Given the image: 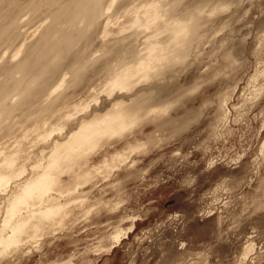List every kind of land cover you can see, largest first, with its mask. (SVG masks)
Wrapping results in <instances>:
<instances>
[{"label": "rangeland", "instance_id": "obj_1", "mask_svg": "<svg viewBox=\"0 0 264 264\" xmlns=\"http://www.w3.org/2000/svg\"><path fill=\"white\" fill-rule=\"evenodd\" d=\"M0 264H264V0H0Z\"/></svg>", "mask_w": 264, "mask_h": 264}, {"label": "bare ground", "instance_id": "obj_2", "mask_svg": "<svg viewBox=\"0 0 264 264\" xmlns=\"http://www.w3.org/2000/svg\"><path fill=\"white\" fill-rule=\"evenodd\" d=\"M157 111V110H156ZM128 115H132L129 107L119 106L117 109H111L105 111V113L95 115L89 120H85L80 123L79 128L72 134L71 138L62 144H59L62 151H55L51 158L48 168L44 172L40 173L36 181L26 185L20 192V194L14 199L13 207L10 208L9 214H12L19 205L28 203L30 198L39 197L43 192L50 189L56 181L55 176L52 172H57L60 166V162H71V157L65 154L68 151L80 155L82 152L87 150V148L92 147L100 141L102 134L107 132L111 128L123 129L129 126L131 119ZM136 118L132 120V123L136 122ZM115 126V127H114ZM112 131L110 133H115ZM66 168H70L69 165ZM87 176L85 174H77L75 176V181L80 179H85ZM35 195V196H33ZM60 212L58 207H47L39 213L38 219H50L55 214ZM39 225L35 224L34 227L37 228ZM27 228L24 222H16L11 226V234L7 241H14L17 236L22 233ZM125 234V233H124Z\"/></svg>", "mask_w": 264, "mask_h": 264}]
</instances>
